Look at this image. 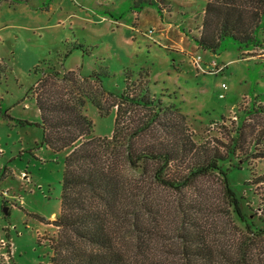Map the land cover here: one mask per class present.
Segmentation results:
<instances>
[{
  "label": "rangeland",
  "instance_id": "rangeland-1",
  "mask_svg": "<svg viewBox=\"0 0 264 264\" xmlns=\"http://www.w3.org/2000/svg\"><path fill=\"white\" fill-rule=\"evenodd\" d=\"M140 1L0 3V264H48L58 231L48 220L60 213L64 152L40 146L39 116L30 93L48 70L99 76L104 91L97 83H81L103 110L85 101L93 137L111 136L113 105L124 89L125 73L131 78L129 89L134 81L141 87L148 79L149 96L163 95L162 101L179 108L191 139L218 147L222 155L244 120L249 129L243 132L242 148L223 169L244 212L258 225L264 221V157L257 158L264 153V116H248L264 104V19L258 42L246 50L230 43L210 53L190 39L199 35L205 0H163L160 14ZM129 109L126 119L133 118ZM157 135L145 134V144ZM202 184L210 191L220 189L217 177ZM227 220L222 222L229 229Z\"/></svg>",
  "mask_w": 264,
  "mask_h": 264
},
{
  "label": "trees",
  "instance_id": "trees-1",
  "mask_svg": "<svg viewBox=\"0 0 264 264\" xmlns=\"http://www.w3.org/2000/svg\"><path fill=\"white\" fill-rule=\"evenodd\" d=\"M160 2L140 1L159 14ZM202 11L199 36L190 35L199 48L214 53L231 43L246 50L258 42L264 0H205ZM124 79L109 138L90 135L83 111L86 100L103 111L81 84L103 89L98 75L48 70L30 89L40 146L64 152L60 213L49 222L58 231L48 264H264V221L258 225L244 212L223 169L241 150L249 126L242 120L222 155L218 147L191 139L179 108L162 101L163 95L149 96L148 79L141 87L134 81L131 89L130 75ZM128 107L132 119L125 118ZM249 114L264 116V104ZM153 133L157 138L145 144L143 136ZM211 177L219 180V190L203 186Z\"/></svg>",
  "mask_w": 264,
  "mask_h": 264
},
{
  "label": "built area",
  "instance_id": "built-area-1",
  "mask_svg": "<svg viewBox=\"0 0 264 264\" xmlns=\"http://www.w3.org/2000/svg\"><path fill=\"white\" fill-rule=\"evenodd\" d=\"M152 32H153V31L149 30V31H148V35H151ZM196 61H197V60H196ZM210 66H211L212 68H215V67H216V64H215V63H211ZM220 89L225 90V86L222 84L221 87H220ZM218 97H219V99H223V98H224V94L221 93ZM0 196H2V192H1V191H0Z\"/></svg>",
  "mask_w": 264,
  "mask_h": 264
},
{
  "label": "crops",
  "instance_id": "crops-1",
  "mask_svg": "<svg viewBox=\"0 0 264 264\" xmlns=\"http://www.w3.org/2000/svg\"><path fill=\"white\" fill-rule=\"evenodd\" d=\"M202 14H203V11H202ZM202 18H203V15H202ZM202 21V20H201ZM201 25V24H200ZM200 25H199V28H200ZM201 29V28H200ZM199 29V30H200ZM192 36H194V35H192ZM199 36V35H198ZM196 45V44H195ZM197 46V45H196ZM198 47V46H197ZM199 48V47H198ZM178 51H182L183 49L182 48H180V49H177ZM183 52V51H182ZM38 116H39V114H38ZM4 210H5V208H4ZM57 216H58V213H54V214H52L50 217L52 218V219H49L48 220V222H51V221H53V220H55L56 218H57Z\"/></svg>",
  "mask_w": 264,
  "mask_h": 264
}]
</instances>
